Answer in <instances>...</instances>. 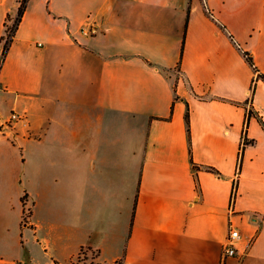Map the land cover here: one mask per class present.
<instances>
[{
	"label": "crops",
	"instance_id": "0c3cea01",
	"mask_svg": "<svg viewBox=\"0 0 264 264\" xmlns=\"http://www.w3.org/2000/svg\"><path fill=\"white\" fill-rule=\"evenodd\" d=\"M19 6L0 0V60ZM242 50L264 74V0H28L0 64V264H264Z\"/></svg>",
	"mask_w": 264,
	"mask_h": 264
},
{
	"label": "trees",
	"instance_id": "16d2710c",
	"mask_svg": "<svg viewBox=\"0 0 264 264\" xmlns=\"http://www.w3.org/2000/svg\"><path fill=\"white\" fill-rule=\"evenodd\" d=\"M27 1L28 0H20V6H19V9H18V14H17V17H16L15 22L13 24L14 25V29H13V27L11 28L12 34H11V32H9L8 33L9 37H8L7 41L4 42V48H3L2 59L0 60V64L3 61L5 55L7 54V51L9 49V46H10L11 42L13 41L14 33H15V31H16V29H17V27H18V25H19V23H20V21L22 19V16H23L24 11L26 9ZM188 19H189V15H188ZM188 19H187V23H188ZM6 32H8L7 29H6ZM3 39H4V37H3ZM183 46H184V43H183ZM242 53H243L246 61L255 70V72L258 73V76L261 77L262 79H264V74L260 71V69L256 65L252 53L250 51H248V50H242ZM254 91H255V87L252 86V89H251V97L253 96ZM251 114H252V111L250 110V112L248 113V117L246 119V127H247V124H248V119H249V117H250ZM190 115H191V111H190V107L188 106L187 107V110H186V113H185V118H186V122H187V125H188V133H189V136H190ZM258 118H259L260 122L264 125V120L261 117V115L258 114ZM252 142H253V140L248 139L247 135L245 134L243 136L240 154L242 153L244 147L247 144L252 143ZM190 152L192 153V149L191 148H190ZM194 168L195 169H198V166L195 163H194ZM208 168L211 169V170H215L213 167H208ZM240 171H241V163H239L238 168H237V179L239 178ZM235 195H236V191L234 192V198H235ZM24 200H25V198H24ZM25 213H26V217H27L28 215H30L31 210L29 209V210L25 211ZM85 252H86V249L84 247H82L81 250H80L79 256H78V259L79 260L81 259L82 254L85 253ZM74 262L75 261H72L70 264H74ZM91 264H97V263L92 261ZM116 264H123L122 259L121 260H118L116 262Z\"/></svg>",
	"mask_w": 264,
	"mask_h": 264
},
{
	"label": "built area",
	"instance_id": "2783aa9c",
	"mask_svg": "<svg viewBox=\"0 0 264 264\" xmlns=\"http://www.w3.org/2000/svg\"><path fill=\"white\" fill-rule=\"evenodd\" d=\"M12 27L14 29L13 24L6 27L8 32L5 33L4 42L7 41L8 37H9L8 33L11 32V34H12V31H11ZM90 31H92V30H90ZM21 118H23V116L20 113L13 111L11 114L10 120L14 121V120H19ZM240 237H241V233H240L239 229H237L235 226H233V224H230L229 233L227 235L226 242H225V244L223 246V250H222V258L223 259H225L229 256H236L238 254L237 244H238Z\"/></svg>",
	"mask_w": 264,
	"mask_h": 264
},
{
	"label": "rangeland",
	"instance_id": "374dc122",
	"mask_svg": "<svg viewBox=\"0 0 264 264\" xmlns=\"http://www.w3.org/2000/svg\"><path fill=\"white\" fill-rule=\"evenodd\" d=\"M12 24H14V23H12ZM10 25H11L10 23H7L6 27L10 26ZM95 257H96L95 252H91L89 250H86V252L82 254L81 259L75 260L74 264H91L92 261L95 262Z\"/></svg>",
	"mask_w": 264,
	"mask_h": 264
}]
</instances>
